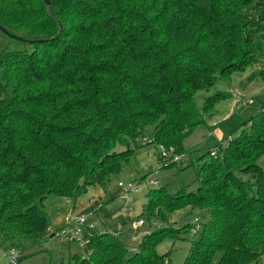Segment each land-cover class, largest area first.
Masks as SVG:
<instances>
[{
	"label": "trees",
	"instance_id": "obj_1",
	"mask_svg": "<svg viewBox=\"0 0 264 264\" xmlns=\"http://www.w3.org/2000/svg\"><path fill=\"white\" fill-rule=\"evenodd\" d=\"M50 3L48 11L44 0H0V25L35 41L0 53V248L15 250L18 263L43 252L52 234L46 199L106 189L150 129L158 160L179 166L163 150L184 155L187 137L233 97L218 84L245 73L263 51L264 0ZM211 90L199 107L197 95ZM212 152L193 164L196 192L150 189L143 214L209 210L185 264H264V107ZM105 205L85 212L106 220ZM164 233L147 235L130 255L120 236L97 229L89 258L67 264H170L171 252H157L171 237Z\"/></svg>",
	"mask_w": 264,
	"mask_h": 264
},
{
	"label": "rangeland",
	"instance_id": "obj_2",
	"mask_svg": "<svg viewBox=\"0 0 264 264\" xmlns=\"http://www.w3.org/2000/svg\"><path fill=\"white\" fill-rule=\"evenodd\" d=\"M131 6L127 4L122 8L129 11ZM177 42H180V46H184L185 40L181 39ZM7 48L15 51L24 50L27 48V42L10 38L0 31V53ZM261 50L263 51L254 53L256 57L254 64L245 73L237 75L230 83L223 81L218 84L217 89L232 92L233 97L216 105L214 117L208 121L211 128L199 127L187 137L184 141V148L187 152L184 155L174 150L171 151L172 155L176 154L182 159L179 166L165 168L164 164L158 160L157 150L149 144L153 133L150 129L148 135L138 142L136 155L123 164L121 173L112 177L106 189L99 185L92 186L77 200L55 195L49 196L45 205L51 219L49 232L52 234L43 243L44 251L21 263L15 261L13 264H57L61 262L67 264L73 260L74 256L89 258L85 246L80 241L68 242L59 231L65 226L66 219L71 212L83 213L96 201L105 203L110 214L106 220L97 219L98 230L120 236L128 247L130 255L139 251V246L147 235L153 232L164 233L166 230L167 234L164 233V235L171 237L157 246L158 254L171 252L170 264H185L194 236V232L191 231L192 225L189 226L188 223L192 224L197 218L198 221L195 223L202 228L203 224L210 219L209 210L202 211L195 207H188L167 213L166 217L161 219L158 217L148 219L143 214L148 202L147 193L150 189H165L170 194H177L183 190L188 192L198 190L200 183L193 164H196L206 151H215L220 145L226 147L228 138L237 134L243 124L264 107V40ZM254 75L260 79L244 88L243 84ZM214 92V90L200 92L196 97L198 106L202 107L206 97L213 95ZM212 128L221 129L225 135L223 141L218 138L217 133L209 132ZM135 181L142 184L139 192H127L125 188L119 186L121 182L128 184ZM155 183L158 184L155 185ZM142 220L144 223L139 225ZM10 255L9 246L5 245L0 248V264H11Z\"/></svg>",
	"mask_w": 264,
	"mask_h": 264
},
{
	"label": "built area",
	"instance_id": "obj_3",
	"mask_svg": "<svg viewBox=\"0 0 264 264\" xmlns=\"http://www.w3.org/2000/svg\"><path fill=\"white\" fill-rule=\"evenodd\" d=\"M240 107V105H238ZM171 149L169 152L163 150V157L170 159L173 157V161L178 162L181 160L180 157L176 156V154L172 155ZM212 156H216L215 151L212 152ZM158 183H155L157 185ZM120 187L125 188L127 192H139L142 184L138 182H130L128 184L119 183ZM101 207V206H99ZM197 222L198 219L196 218ZM195 221L193 222L195 228L193 232L196 233L201 229L200 225H196ZM98 220L96 218V212H83V213H75L71 212V214L66 219V224L62 229H60V235L68 242H72L75 240L80 241L84 246H86L87 242H89L90 237L93 233L98 229ZM144 221L142 220L139 225H142ZM50 231V230H49ZM101 230H99L100 232ZM102 232V231H101ZM103 233V232H102ZM105 233V232H104ZM50 235V232H49ZM17 252L15 250L11 251L10 255V263L13 264L16 261Z\"/></svg>",
	"mask_w": 264,
	"mask_h": 264
},
{
	"label": "water",
	"instance_id": "obj_4",
	"mask_svg": "<svg viewBox=\"0 0 264 264\" xmlns=\"http://www.w3.org/2000/svg\"><path fill=\"white\" fill-rule=\"evenodd\" d=\"M45 2V5H46V8L47 10L49 11L50 10V7H51V3H50V0H44ZM0 31H2L3 33L7 34L10 38H13V39H17V40H22L24 42H35V41H28L22 37H19L15 34H12L11 32H9L5 27H3L2 25H0ZM43 40H41L42 42ZM53 237V236H52Z\"/></svg>",
	"mask_w": 264,
	"mask_h": 264
},
{
	"label": "crops",
	"instance_id": "obj_5",
	"mask_svg": "<svg viewBox=\"0 0 264 264\" xmlns=\"http://www.w3.org/2000/svg\"><path fill=\"white\" fill-rule=\"evenodd\" d=\"M213 119V118H212ZM211 119V120H212ZM208 128L210 127L211 128V126L209 125V123L206 125ZM209 132H212L213 134H215V133H217V135H218V138L221 140V141H223V138L225 137V135H224V133L221 131V129H210L209 130ZM231 138V136L228 138V139H230ZM217 150V149H216ZM213 151V150H212ZM53 236V235H52Z\"/></svg>",
	"mask_w": 264,
	"mask_h": 264
}]
</instances>
